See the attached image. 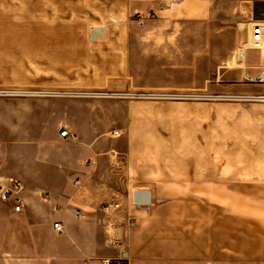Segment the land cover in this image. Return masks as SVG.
Instances as JSON below:
<instances>
[{"label":"crops","instance_id":"crops-1","mask_svg":"<svg viewBox=\"0 0 264 264\" xmlns=\"http://www.w3.org/2000/svg\"><path fill=\"white\" fill-rule=\"evenodd\" d=\"M254 1L264 0H226V62L231 67L241 68L234 51L243 40L232 19L236 9L246 15ZM74 7L80 9L78 21L56 22L61 9L69 15ZM10 11L8 1L0 0L3 22ZM214 14L213 0H31V60L63 65L59 75L54 66L41 75L32 73L29 85L0 75V141L58 138L67 145L53 156L58 171L51 183L38 180L31 169L0 171V179L13 177L23 185L21 211L0 200L10 211L0 212V264H103L104 258L116 257L118 250L108 239L125 213L100 208L116 199L136 216L125 237L129 258L121 264H199L184 258L190 247L166 240L178 234L172 230L178 215L162 212L161 199L169 190L209 187L220 178L226 180V264H264V102L226 99V175L216 178L214 132L209 122L204 124L213 103L161 96L188 86L199 92L192 86L199 77V46L210 51L214 45ZM91 24H99L92 36ZM56 29L74 31L81 48L73 56L65 48L70 39ZM56 46L63 49L56 51ZM24 103L31 105L36 126L30 138L23 129ZM50 116L75 137H61L59 130L44 134L39 125ZM28 189L45 204L34 198L32 221L18 224ZM134 189L150 191L148 210L128 208ZM41 213L43 226L33 221ZM55 221L61 222L62 233L53 228ZM160 226L159 240L152 241L153 228Z\"/></svg>","mask_w":264,"mask_h":264},{"label":"rangeland","instance_id":"rangeland-1","mask_svg":"<svg viewBox=\"0 0 264 264\" xmlns=\"http://www.w3.org/2000/svg\"><path fill=\"white\" fill-rule=\"evenodd\" d=\"M9 7H13V11L7 12L5 22L0 14V75L6 76L9 80L20 85H29L30 77L35 73L41 75L43 71L47 73L54 66L55 74L59 75L62 68V61L36 62L32 61L31 46L32 30L30 28V2L31 0H7ZM59 1V0H58ZM77 1V0H72ZM214 3V22H215V40L211 50H207L206 45L199 46V77L192 86L198 88V93L186 90L163 92L167 100L173 101H209L213 103V108L209 109V120H205L206 126L209 122L214 132V164L216 167V178L225 176L222 174L223 167L226 166V99H245L242 96L250 93L264 92V85H251L246 83L242 78L241 69L237 64L231 67L227 64L228 54L226 55V0H213ZM59 10V9H58ZM67 11V9H64ZM80 11L79 8H70L69 15L62 13L56 14V22L78 21L76 15ZM84 11V10H83ZM236 17L232 19L231 25L236 27L239 32V41L244 38L243 15L237 9ZM62 17L61 19H59ZM151 18L152 14L145 16ZM239 23V24H238ZM99 24H91L88 33L97 28ZM240 27V28H239ZM92 30V31H91ZM103 29L101 30V33ZM56 33L65 34L71 41L70 47L67 48L71 55L77 53L81 48L72 36L73 30H57ZM79 33H81L79 31ZM100 34V33H99ZM70 35V37H68ZM92 36V34H91ZM90 38V35H89ZM88 39V38H87ZM94 39V38H91ZM91 39H89L91 41ZM88 40V41H89ZM107 50V47H104ZM62 46H56L57 50H62ZM105 50V51H106ZM229 59V58H228ZM71 62L70 64H74ZM246 68L248 71H255L258 68L256 60L247 61ZM28 77V78H27ZM24 80V81H23ZM179 80V79H178ZM22 81V82H21ZM184 82V81H183ZM170 84V82H165ZM186 84V83H184ZM189 85V82L187 83ZM171 85V84H170ZM208 90V93H204ZM125 95L128 91H122ZM96 95L105 94V91L95 92ZM161 93V92H160ZM166 93V94H164ZM145 96H153L156 93H145ZM152 94V95H151ZM124 95V94H123ZM160 95V94H159ZM29 97V96H27ZM207 98V99H206ZM247 100V99H246ZM250 100V99H248ZM255 101V100H251ZM1 105V104H0ZM30 104L24 103L21 108L23 111V129L27 130L25 137H34L36 126L32 125L30 118ZM204 112H207L206 110ZM60 121L53 117H46L39 125L44 134H57L60 131ZM58 139V138H57ZM55 139L51 141H0V171H17L23 170L35 173L38 180L45 183H51L56 178L58 171L54 162V155L62 154L65 146L64 142ZM205 144V143H203ZM108 149V148H107ZM107 149L104 152L110 153ZM50 158L48 159V157ZM42 157V158H41ZM47 159V160H46ZM113 166V165H112ZM117 166V165H116ZM115 175L118 176V173ZM28 205L25 212L16 216L18 224H26L32 221V201L37 198L44 205L45 202L39 195H34L31 190L25 192ZM162 203L164 213H176V227L172 230L178 232L176 237H168L166 240L180 241L185 247H190L191 251L184 253L185 259L197 260L199 264H226V180L216 179L214 185L202 187L199 185L197 189L193 188H176L166 192ZM0 212H10L9 205L0 202ZM34 222H38L39 226L46 224L44 214H35ZM27 220V221H26ZM26 221V222H25ZM50 221V220H49ZM167 225L173 223H166ZM161 225H164L162 222ZM163 228H153L151 234L152 241H158L160 230ZM209 231V237H203L202 231ZM190 234L192 237L186 238ZM195 240L196 246L190 245L188 242ZM4 242L3 246H7Z\"/></svg>","mask_w":264,"mask_h":264},{"label":"built area","instance_id":"built-area-1","mask_svg":"<svg viewBox=\"0 0 264 264\" xmlns=\"http://www.w3.org/2000/svg\"><path fill=\"white\" fill-rule=\"evenodd\" d=\"M244 38L234 51V57L242 68L243 80L251 85H264V1L252 2L248 13L243 21ZM92 31V30H91ZM98 34V33H97ZM96 35L93 36L95 38ZM254 53L253 57L248 54ZM256 60L258 68L255 71H248L246 68L247 61ZM245 99L264 102V92L250 93L242 96ZM59 135L61 137L74 138V133L70 132L65 126H61ZM75 184H79L78 179ZM23 185L20 180L7 177L0 179V200L10 201L13 210L18 212L23 207L21 191ZM151 204L150 191L147 189H134L129 198L128 208L149 209ZM100 208L104 212H123L120 224L114 225L108 239V245L118 250L117 256L113 258H104L103 264H121L128 260L129 254L126 248L125 237L128 231L135 225L136 216L126 210L122 201L116 199L109 203H101ZM78 214L77 211L74 213ZM53 228L58 232H63L61 222L55 221Z\"/></svg>","mask_w":264,"mask_h":264}]
</instances>
